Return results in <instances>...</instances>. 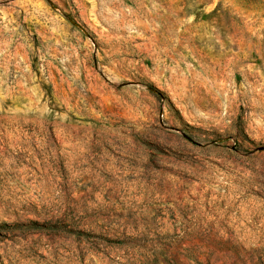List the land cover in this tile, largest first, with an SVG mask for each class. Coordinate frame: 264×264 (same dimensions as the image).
Here are the masks:
<instances>
[{"label": "rangeland", "instance_id": "374dc122", "mask_svg": "<svg viewBox=\"0 0 264 264\" xmlns=\"http://www.w3.org/2000/svg\"><path fill=\"white\" fill-rule=\"evenodd\" d=\"M0 264H264V0H0Z\"/></svg>", "mask_w": 264, "mask_h": 264}]
</instances>
